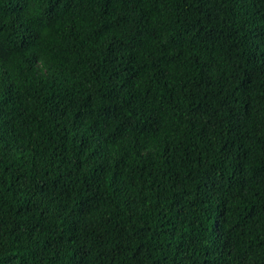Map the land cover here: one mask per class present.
<instances>
[{"label": "trees", "instance_id": "1", "mask_svg": "<svg viewBox=\"0 0 264 264\" xmlns=\"http://www.w3.org/2000/svg\"><path fill=\"white\" fill-rule=\"evenodd\" d=\"M0 264H264V0H0Z\"/></svg>", "mask_w": 264, "mask_h": 264}]
</instances>
